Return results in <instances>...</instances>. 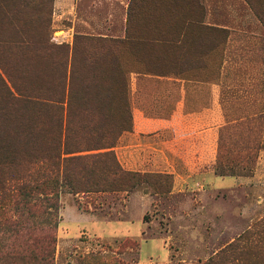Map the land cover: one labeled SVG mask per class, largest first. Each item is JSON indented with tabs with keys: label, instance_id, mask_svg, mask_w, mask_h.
<instances>
[{
	"label": "rangeland",
	"instance_id": "1",
	"mask_svg": "<svg viewBox=\"0 0 264 264\" xmlns=\"http://www.w3.org/2000/svg\"><path fill=\"white\" fill-rule=\"evenodd\" d=\"M132 2L143 20L150 12L166 15L168 9L177 21L184 13L199 11L196 0H31L28 7L22 0H5L7 7L0 5V40L7 43H0V74L7 82L59 77L61 72L53 65L63 60L70 67L99 60L124 72L134 124L114 151L125 170L153 174L158 182L155 192L144 184L132 192L63 193L54 226L44 232L52 229L56 239L55 264H207L222 253L235 264H264V23L248 0H199L205 23L230 31L223 48L214 49L207 42L180 48L145 44L112 48L111 41L127 37ZM146 31L142 27L138 32ZM22 33H40L44 43L27 47L20 43ZM111 48L112 55L101 54ZM186 64L195 67L178 73ZM156 65L177 73L145 72ZM146 143L153 147L138 146ZM220 154L224 163H218ZM149 155L156 161L167 156L170 164L165 169L153 167L145 162ZM167 167L186 175L211 171L239 177L242 183L214 192L206 186L202 191L187 186L175 192L174 176L158 172ZM1 210L0 214L17 217L12 209ZM35 213L37 209L23 224L44 228ZM64 213L72 218L83 213L105 221L152 222L143 239L166 241L165 246L173 249L170 260L162 251L148 254L147 246L140 252L142 240L129 247L130 239L99 241L87 233L72 247H62ZM120 228L114 222L106 230L115 235ZM233 245L238 250L247 247L242 260L230 257Z\"/></svg>",
	"mask_w": 264,
	"mask_h": 264
},
{
	"label": "trees",
	"instance_id": "2",
	"mask_svg": "<svg viewBox=\"0 0 264 264\" xmlns=\"http://www.w3.org/2000/svg\"><path fill=\"white\" fill-rule=\"evenodd\" d=\"M196 1L199 11L184 13L179 21L169 9L166 15L150 12L143 20L132 2L127 37L109 44L112 48L145 44L157 49L162 45L180 48L207 42L214 49L223 48L230 31L207 25L205 9ZM248 2L264 23V0ZM30 3L22 0L25 7ZM0 5L7 7L5 0H0ZM142 27L147 30L144 34L138 32ZM22 34L20 43L27 47L44 43L40 33ZM0 43L7 44L4 40ZM112 48L101 54L112 55ZM55 49L62 50L57 46ZM112 66L89 59L85 65L73 63L70 67L63 60L53 65L61 76L39 82L25 78L7 82L0 74V204L6 205L0 210L12 209L17 216L0 214V264H55L56 239L52 229L49 234L44 232L46 227L54 226L63 193L132 192L144 184L157 191L155 175L125 170L115 154L119 139L132 131L134 120L127 78L121 69ZM184 67L177 72L183 74L195 66ZM163 68L156 65L145 72L158 76L176 72ZM107 72L111 76H103ZM221 160L220 154L218 163ZM35 209V217L44 228L23 224L32 219ZM37 231L41 236L34 237ZM23 236L26 238L21 241ZM131 246L139 243L130 241ZM235 246L230 257L238 255L242 260L247 247L238 250ZM207 264L235 263L222 253Z\"/></svg>",
	"mask_w": 264,
	"mask_h": 264
},
{
	"label": "crops",
	"instance_id": "3",
	"mask_svg": "<svg viewBox=\"0 0 264 264\" xmlns=\"http://www.w3.org/2000/svg\"><path fill=\"white\" fill-rule=\"evenodd\" d=\"M138 146L139 147L144 146L148 148L153 147L151 144H147V143L145 145H138ZM150 157L152 156L149 155L148 158L145 159L146 160L145 162H147V164L149 163L152 164L153 167L157 166L160 169H165L166 168L165 166H167V164H170V159L167 158V156H165L166 160L162 159L161 157L160 161H156L153 157L152 158ZM134 164L136 165L138 163H134ZM158 172L161 173L168 172L174 176L175 192L185 191L184 188L187 186L189 187L196 186L197 191L199 190L202 191L203 187L206 186L212 188V192H214L217 190L232 189L239 186L242 183L239 177H232V176L220 177L211 171L199 172V173L195 172L193 174L186 175L178 171L177 168L175 169L174 167H172L171 169H169L167 167V171L160 170ZM114 222H117V225L121 227L119 230V234H115V235L106 230V227ZM151 223L152 222H146L144 220L137 221L133 219L105 221V220L97 219L90 214H83V213H77V217L72 218L69 216L66 217L64 213V218L60 223L59 243L62 245V247H64V244L72 247V245L75 244V242L78 240V237L81 234H86V233L88 235L93 236L94 238H98L99 241L114 240V239H120V240L130 239L132 241L142 240L140 252H143L144 246H147L146 252H148V254L150 252L151 254H153V251H160V252L162 251L164 254H166V259H167L166 261L168 262L170 260L173 249L171 247L165 246L166 241H162V239H157V238L143 239ZM87 229H90L91 231L87 232ZM137 234L138 236H136ZM148 257H152V256H148Z\"/></svg>",
	"mask_w": 264,
	"mask_h": 264
}]
</instances>
